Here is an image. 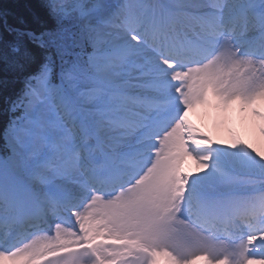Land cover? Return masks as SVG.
<instances>
[{"label": "snow or ice", "instance_id": "snow-or-ice-1", "mask_svg": "<svg viewBox=\"0 0 264 264\" xmlns=\"http://www.w3.org/2000/svg\"><path fill=\"white\" fill-rule=\"evenodd\" d=\"M39 7L0 10V264H264V151L188 118L264 137V0Z\"/></svg>", "mask_w": 264, "mask_h": 264}, {"label": "trees", "instance_id": "trees-1", "mask_svg": "<svg viewBox=\"0 0 264 264\" xmlns=\"http://www.w3.org/2000/svg\"><path fill=\"white\" fill-rule=\"evenodd\" d=\"M39 4L40 0H0V10L7 12L11 24H20L22 27H39L42 25L37 23V18L43 15ZM0 78H3L2 72H0ZM12 94V85L7 90L0 89V128L3 127L5 120L3 116L5 99Z\"/></svg>", "mask_w": 264, "mask_h": 264}, {"label": "rangeland", "instance_id": "rangeland-1", "mask_svg": "<svg viewBox=\"0 0 264 264\" xmlns=\"http://www.w3.org/2000/svg\"><path fill=\"white\" fill-rule=\"evenodd\" d=\"M233 107H236L239 116L229 118V121L231 122L230 127L233 129L236 127L241 136L246 137V140L250 144L249 147H254L257 150L264 151V137H261L259 134L261 126L260 120L251 116L249 112H241L237 105H233ZM258 108L261 112H264V104L258 105ZM221 129L222 128H219L218 133L222 134V132H220ZM225 132L228 133V129ZM229 135H231V133ZM225 139L228 143L230 142L228 136ZM226 140L223 142L224 145L228 144Z\"/></svg>", "mask_w": 264, "mask_h": 264}, {"label": "bare ground", "instance_id": "bare-ground-1", "mask_svg": "<svg viewBox=\"0 0 264 264\" xmlns=\"http://www.w3.org/2000/svg\"><path fill=\"white\" fill-rule=\"evenodd\" d=\"M229 112H230V110H229ZM208 121H209V115H208V117H207V122H206V127L208 126ZM224 126H225V123H223L222 124V126H221V128H222V130H224ZM220 132H223V135H222V137H221V133H216V140H219V141H221L222 143H223V141H224V136H225V131H220Z\"/></svg>", "mask_w": 264, "mask_h": 264}]
</instances>
